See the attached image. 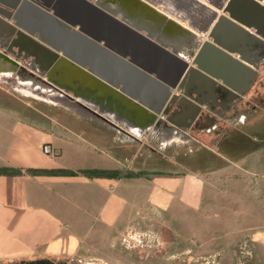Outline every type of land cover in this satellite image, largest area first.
<instances>
[{"label":"crops","instance_id":"crops-1","mask_svg":"<svg viewBox=\"0 0 264 264\" xmlns=\"http://www.w3.org/2000/svg\"><path fill=\"white\" fill-rule=\"evenodd\" d=\"M223 1L149 0L148 6L151 9L147 11L146 20L141 11L137 16L132 9L130 11L127 3L119 6L116 2L105 5V8L114 13L116 18L123 13L129 15L131 24L136 23L148 31L156 41L165 43L168 49L174 47L182 55L184 53L179 45V37L189 32L187 28L196 34L195 38L200 43L212 42L205 34L200 33L208 27L207 17L216 13ZM64 3L62 6L65 12L62 7L51 1L49 12H52V6L55 7L58 15H63L68 20L65 27L58 24V17L40 24L22 18V21L19 20L31 29L34 39L40 38L42 47H47V43L49 45L50 63H46L43 53H39L35 58L26 57L25 61L34 60V73L41 70L43 78L47 71L56 76H63L64 86L57 87L66 90L69 95H72L73 91H91L89 84L95 86L100 92L96 101L82 102L89 108H96L98 112L100 107L107 105L103 96L104 87L108 89L109 94L116 95L115 100L124 98L126 105L131 106V120L143 121L146 124L141 130L137 126H130V135L122 133L127 141L146 134L153 139L156 150L171 143L184 141L185 136L175 128L169 127L168 122L167 126L161 125L154 129L151 121L146 119L152 113L144 105H154L166 90L162 89L163 83L160 80L154 79L153 73L143 75L137 70L123 66L122 62L126 61L128 56L123 59L118 53L119 27L111 21L106 23L102 17L87 9L80 18H74L72 27L69 25V0H64ZM195 11H205L207 17L197 16ZM83 18L85 20L82 22ZM6 22L12 23V20ZM79 23L85 32L95 38L78 35L75 31ZM225 25L220 24L221 39L223 41L222 36L228 35L224 41L230 39L233 42L224 44L228 50L219 48L231 61L228 60L226 67L222 64L211 65V77L215 80L210 86L206 82L201 83L205 91L200 93L201 95H192L198 103H190L187 106L178 104L165 115L157 114L153 121L169 117L184 129H195L206 137L209 136L217 162H224L213 170L214 173L211 172V177L218 176L215 183H210L211 187L217 188L215 193L210 189V201H218L222 195L219 193V187H224L226 216L244 220L250 217L249 175L251 171L264 169V150H261L264 146V38L256 37L257 42L249 40L253 28L256 27L254 24H248L242 37L237 36L238 34L233 36V28H227ZM258 26L263 33L262 19ZM191 32L189 33L192 34ZM248 41L250 49L244 48ZM132 58L135 60L133 56ZM136 61L140 60L137 58ZM162 65L163 68L166 67L163 62ZM149 69L152 72H160V68L154 65H149ZM159 74L164 77L165 72ZM73 75L78 76V79L73 80ZM222 77L234 87L226 89L228 95L221 100H212L210 95H214L213 87L222 81ZM19 82V85L13 87L24 93L23 87L35 85L24 83L22 80ZM120 88H124L128 95L123 96ZM41 89L38 85L34 87L37 93L45 91ZM171 91L179 94L178 88ZM54 102L72 108L76 111L75 114L78 113L77 115L83 118H89L117 131L83 111L72 101L59 98ZM112 105L116 110L126 107L122 103ZM135 108L144 117L143 120L135 118L138 112ZM101 114L104 116L102 112ZM66 117L61 121L58 117L50 116H46V119L35 116L33 119L8 117L9 120L3 122V133L0 135V164L18 171L0 173V264L23 261L30 263L31 260H52L57 257L68 259L80 244L95 241L100 245L99 250L110 255L109 252H112L113 258L121 261L120 255H116L115 251L116 234L123 228L127 219L137 218L138 210H145L146 206V209L185 214L186 209L196 210L201 207L203 179L200 176L175 173L176 175L170 176L152 174L141 177L137 172L130 173L128 177L112 175L110 170L114 173L121 171L120 163L92 148L80 136L73 135L76 133L71 132L69 126L60 125L59 122L69 123V117ZM113 121L123 127L126 125V120L122 118L116 117ZM223 123L228 125L226 131H223ZM176 133H179L178 136ZM184 142L188 141L185 139ZM44 144L51 150L49 155L41 151ZM88 169L98 170V173L90 175L82 172ZM222 176L224 179L221 180ZM173 214L172 218L177 216ZM111 235L114 236L113 248L109 243ZM261 246L264 252V242ZM258 262L264 264V254Z\"/></svg>","mask_w":264,"mask_h":264},{"label":"rangeland","instance_id":"rangeland-1","mask_svg":"<svg viewBox=\"0 0 264 264\" xmlns=\"http://www.w3.org/2000/svg\"><path fill=\"white\" fill-rule=\"evenodd\" d=\"M17 62L23 64L20 58ZM14 77L15 75L11 74L5 79H0V135L3 133L1 127L9 120L8 117L33 119L35 116L46 119V116H50L58 117L61 121L67 116L69 123H59L65 127L69 126V130L76 133L71 135L80 136L92 148L120 163L121 171L114 173L110 170L112 175L128 177L130 173L137 172L138 176L144 177L152 174L170 176L188 173L187 175L196 174L203 179V203L199 209H186L185 214H173L146 209L144 206L145 210H138L137 218L127 219L123 228L116 234L115 251L116 255H120L121 261L113 258L112 252H109L110 255L99 250L97 241L80 244L68 259L57 257L51 261L64 262L63 264H259L258 260L263 258L264 254L261 246L264 242V169L251 171L249 175L250 217L244 220L231 219L225 213L227 203L224 187H219V193L222 195L218 201H210V189L213 193L217 190L211 187L210 183H215L218 176L211 177V172L224 162L221 163V159L217 162L209 136L187 128L181 134L188 142L183 139L182 142L171 143L156 150L153 139L146 134L127 141L120 129L112 130L104 124L83 118L68 108L16 90L10 84ZM67 94L69 95V92ZM91 110L98 112L93 107ZM109 120L124 129L113 119ZM159 126L161 124L157 125ZM222 126L223 131L228 129L225 123ZM261 150H264V146ZM17 171L0 164V173ZM97 171L82 170L90 175H95ZM172 214L177 216L172 218ZM110 238V247L113 248L114 236L111 235Z\"/></svg>","mask_w":264,"mask_h":264},{"label":"water","instance_id":"water-1","mask_svg":"<svg viewBox=\"0 0 264 264\" xmlns=\"http://www.w3.org/2000/svg\"><path fill=\"white\" fill-rule=\"evenodd\" d=\"M51 1H53L55 5L62 7L65 12V8L62 6L65 5L64 0H42L40 3L35 0H14L10 5H7L12 10L13 16L11 17L0 10V42L5 41L10 48L15 47L17 51L23 52V56L18 57V55H14V52L12 50H6L3 47H0L2 50L0 52V72H8L10 73V75L14 74V78H18L22 81H32L35 83V85H39L47 89H55L56 91L60 92L66 99L75 103L83 111L90 113L94 117L100 119L113 128H116L117 130L120 129V131H122L123 133L128 134L129 132L127 130L130 126H137L139 130L144 128L146 125L145 122H133L131 120V106L126 105L125 99L119 97V100H115L116 95L114 96L112 94H109L107 88L104 87L103 89V96L107 100V105L99 108V112H102L104 114L103 116L101 113L91 110V108H89L82 102L85 101L89 103L90 101H96V98L100 95V92L95 86L89 84V86L91 87V91H73L72 95H68L66 90H61L57 87L64 86L63 76H56L53 73L47 71L45 78H43L41 70L37 73H34L33 59L25 61L26 57L35 58L39 53H43L45 55V61L48 64L50 63L51 55L48 50V43L47 47H42V45L40 44V38L34 39V34L31 29L25 27L23 22L21 24V22L18 21L19 18H22V20L25 19L30 22H38L40 24L41 22L44 23L45 20L53 21L55 17H58V24L60 26L65 27V25L68 23V20L63 15H58V13L55 11V7L52 6V12H49ZM133 1L135 6L130 4L126 5L130 8V11L132 9L136 16L141 11L145 20L148 19L147 11L151 9V7L148 6L150 5L149 2H145L144 0ZM236 3L237 7H235V9L237 12L244 15H252L251 18L253 19H256L258 17V19H262L264 21V0H237ZM104 8L105 5L100 3L98 0H69V25L73 27L74 24L72 21L74 20V18H76L77 16L80 18L81 14L85 12V9H87L88 11H93L98 16L102 17V19H104L106 23L111 21L116 27L118 26L120 37V49L118 53L123 59L128 56V59L126 61L123 60V66L131 70H137L143 75L153 73L154 79L160 80L163 83L162 89L166 90L164 95L155 101L154 105L150 106L147 104H143L146 108L150 109L152 113L151 116L145 118L148 121H151V124H153L154 127H157V125L159 124L167 126L166 122H168L170 125L169 127H173L180 132L184 131L183 127L174 123L169 117H167V119L165 120H161L160 118L156 119L155 121L153 120L155 119L157 114L162 113L163 115H165L167 111H170L174 106L178 104L187 106L190 105V103H198L199 101L192 95H201L200 93L205 91L201 83L206 82L210 86L213 80H215L213 77H211V70H213V67L211 65L217 66L219 64H222L223 67H226V63L230 59L225 52L220 50L219 47H221V49L223 50H228V48L222 42L216 40V37L214 35V33L216 32L215 30L219 24L223 23L226 24L225 26H228L227 28H233V36L238 34L237 36L239 37H242L245 34L244 29L249 25L245 23L241 18H239V16L232 15L230 10L226 8L223 9V12H226L227 15L218 14L216 20L211 21L213 22L211 24V27L208 30L206 29L204 32L206 33V37L210 38L212 42H201V45L199 46L193 57H185L183 55H180L174 47H170L168 49L165 43L156 41V39L148 31L140 28L136 23L131 24L129 15H125V13H123L120 14L118 18H116L114 13H111V11H108L107 8ZM125 10L127 9L125 8ZM200 13V11L199 13L195 11V15L207 17L205 11H202L201 14ZM213 18H215V15H212V13L210 15V19L207 17V19L209 20ZM9 19L12 20V23L6 22V20ZM84 20L85 18H83V20L81 19L82 22ZM141 23H143L142 20ZM213 30L214 33L212 32ZM75 32L78 35L81 34V36L83 34V36L85 35L87 37H90L91 39L95 38L94 35L84 31L81 23L78 24V29ZM225 33L227 34V31ZM250 36L251 37L249 40L253 39L255 42L258 41L256 37L264 38V35H260L257 32V27L253 28V32ZM253 36H255V38ZM227 37L228 35L222 36L223 40H226ZM244 48H251L249 41ZM130 49L132 50V53H130ZM132 56L135 58V60L132 58ZM18 58L23 60V64H19L17 62ZM137 58L140 61H136ZM162 62L166 64L165 68H163L164 65H162ZM149 65L159 67V73L165 72L164 77L161 76L157 70L152 72L149 69ZM72 78L73 80H75L78 79V76L73 75ZM155 80L152 81L155 82ZM233 87L234 86L229 81L222 77V81L218 85H215L213 87L212 94L214 93V95H210V98L221 100L224 96L228 95L226 89H233ZM174 88H178L179 94H174L171 91ZM119 91L123 96L128 95V92L124 88H120ZM33 96L39 97L38 95ZM43 99L45 101L56 104V102L48 100L47 98ZM112 103H122L124 104V106L126 105V107L116 110ZM60 106L68 108L74 113L76 112L72 108H69L65 105ZM136 110L138 112H136L137 116H135V118L137 117L140 120H143L144 117L141 116L138 109ZM108 117H111L112 119L116 117L125 119L126 125L124 126V129L119 128L115 123L110 122Z\"/></svg>","mask_w":264,"mask_h":264},{"label":"flooded vegetation","instance_id":"flooded-vegetation-1","mask_svg":"<svg viewBox=\"0 0 264 264\" xmlns=\"http://www.w3.org/2000/svg\"><path fill=\"white\" fill-rule=\"evenodd\" d=\"M14 1V0H0V10L9 15L10 17L13 16V13H12V10L10 9L9 6L7 5H10L11 2ZM100 3H102L103 5H110V4H115L116 2L118 3V5L120 6L121 4L123 3H127V4H130V5H134V1L133 0H98ZM145 2H149V0H144ZM237 0H224L222 5L220 6V9L218 11H216L215 13V18L217 17L218 14H226V12H223V9H228L231 11L232 15H237L239 16V18H241L245 23L247 24H254L256 27H257V32L260 34V35H264V32L262 33L261 32V29H259L260 27L258 26V24L260 23V19H258V17L256 19H253L251 18L252 15H244L242 13H239L236 11L235 7H237V3H236ZM40 3V2H39ZM255 14V13H254ZM256 15V14H255ZM212 19V21H214V19ZM21 18H19L20 20ZM18 20V21H19ZM263 21V20H262ZM211 24L212 22L208 25L207 27V30L211 27ZM201 28V27H200ZM187 31L191 32L189 30V28L186 29ZM216 32L214 33V30L212 31L216 37V40L218 41H221L223 44H231L233 41H231L230 39L227 40V41H222L221 39V36H220V32H221V28H220V24L217 26ZM189 32H185L183 33L182 36H180L179 38H181L180 40V46H182V52L184 54H182L183 56H188V57H193L195 52L197 51V49L199 48V46L201 45V43L196 40L195 36L196 34L193 32H191L192 34H190ZM201 34V33H200ZM206 34V33H205ZM201 37V36H200ZM227 42V43H225ZM0 47H3L4 49H9V50H12L14 52V55H18V57H22L23 56V52L22 51H17V49L15 47H9V45L5 42V41H1L0 42ZM171 69H172V66H171ZM181 84V83H180ZM40 98H47L48 100H52V101H55L56 98L52 95H49L47 94L46 91H42L41 94H37ZM165 127V126H164ZM64 262L62 263H54L53 261L51 260H36V261H33L31 263H26V264H63ZM24 264V263H23Z\"/></svg>","mask_w":264,"mask_h":264},{"label":"bare ground","instance_id":"bare-ground-1","mask_svg":"<svg viewBox=\"0 0 264 264\" xmlns=\"http://www.w3.org/2000/svg\"><path fill=\"white\" fill-rule=\"evenodd\" d=\"M35 1H37L38 2V0H35ZM105 9V8H104ZM109 11V10H108ZM212 15H215V13H213ZM209 19H210V17H209ZM207 20L208 21V24H207V26L210 24V22L212 21V19L211 20ZM207 29V27H205L204 29H203V31L201 32V34H205L204 32H205V30ZM186 57V56H185ZM10 75V73H8V72H0V79H5L6 77H8ZM20 80H18V78H16V79H13L12 81H11V85L12 86H15L16 84L17 85H19V82ZM26 82H28V83H34V82H32V81H24V83H26ZM21 85V84H20ZM18 87V86H17ZM34 87H35V85H28V86H26V87H23L22 88V90H24L25 89V93L24 94H32V93H34V94H32V95H35V96H37V92L34 90ZM38 87H40V88H42L41 90H45L46 92H47V94H49V95H52V96H54L57 100L60 98V99H66L60 92H58V91H56L55 89H47V88H44V87H41V86H39L38 85ZM19 88H20V86H19ZM31 92V93H30ZM39 94H41V92H39ZM41 97V96H40ZM67 101H70V100H68L67 99ZM109 119V118H108ZM124 134H127V133H124ZM179 134V133H178ZM178 134L176 133V136H178ZM128 135H130L129 133H128Z\"/></svg>","mask_w":264,"mask_h":264},{"label":"built area","instance_id":"built-area-1","mask_svg":"<svg viewBox=\"0 0 264 264\" xmlns=\"http://www.w3.org/2000/svg\"><path fill=\"white\" fill-rule=\"evenodd\" d=\"M41 151H42L43 154H48L49 155L51 153V150H50L49 146L46 145V144L41 146Z\"/></svg>","mask_w":264,"mask_h":264}]
</instances>
